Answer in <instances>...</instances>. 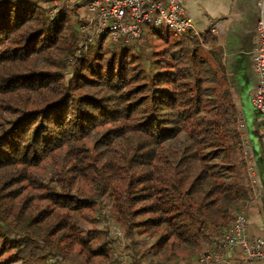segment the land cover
<instances>
[{
    "label": "trees",
    "instance_id": "1",
    "mask_svg": "<svg viewBox=\"0 0 264 264\" xmlns=\"http://www.w3.org/2000/svg\"><path fill=\"white\" fill-rule=\"evenodd\" d=\"M47 2L0 0V264L199 258L253 197L240 109L202 52L209 40H167L153 71L129 56L135 44L79 53L86 5L59 0L52 17Z\"/></svg>",
    "mask_w": 264,
    "mask_h": 264
},
{
    "label": "built area",
    "instance_id": "2",
    "mask_svg": "<svg viewBox=\"0 0 264 264\" xmlns=\"http://www.w3.org/2000/svg\"><path fill=\"white\" fill-rule=\"evenodd\" d=\"M260 19L257 25L258 47L254 59L259 86L252 92V104L261 113L264 121V0L259 1ZM58 6L50 10L55 17ZM79 30L85 41L79 51L86 50L102 38L118 46H132L145 41L151 31L166 30L179 39L201 38L196 24L178 0H92L84 8L78 20ZM238 129L244 142V157L248 164V178L252 193L258 181L250 144L247 138V125L240 114ZM254 196L248 206L256 199ZM248 208L239 212L229 229L213 245H209L193 264H264V234L252 237L248 232ZM116 232L121 235L119 228ZM232 254H239L233 260Z\"/></svg>",
    "mask_w": 264,
    "mask_h": 264
},
{
    "label": "crops",
    "instance_id": "3",
    "mask_svg": "<svg viewBox=\"0 0 264 264\" xmlns=\"http://www.w3.org/2000/svg\"><path fill=\"white\" fill-rule=\"evenodd\" d=\"M63 1L87 6L92 0ZM178 1L195 21L196 31L209 40L207 46H212L216 65L218 59L225 68L234 101L247 125V138L258 181L253 195L259 197L248 208V232L252 237L261 236L264 234V121L251 99L252 92L259 86L254 59L258 47L260 0ZM237 256L232 254L233 260ZM122 264H128V261Z\"/></svg>",
    "mask_w": 264,
    "mask_h": 264
},
{
    "label": "rangeland",
    "instance_id": "4",
    "mask_svg": "<svg viewBox=\"0 0 264 264\" xmlns=\"http://www.w3.org/2000/svg\"><path fill=\"white\" fill-rule=\"evenodd\" d=\"M87 3V2H85ZM82 14V13H81ZM80 14V15H81ZM80 15L78 17H74V24L78 26V20L80 18ZM79 28V26H78ZM165 31V30H164ZM166 33H169L168 31H165ZM174 39H179L178 37H175L174 33H171V35H167V34H163L160 35L159 33L156 32H150L148 36H146L145 41H143L142 43H136L134 45V47H131L133 52L131 51V49L128 51H126L127 48L126 46H118V45H114L111 42L106 40V46H108L107 48H110L113 51H117L119 52V55H124L126 54L125 52L129 53V56H133V57H138V56H142L143 57V64L145 66V68L150 69V70H155V65L154 63H152L151 61V55L156 53V52H160L161 50H163L166 46V43L169 41H172ZM202 52L204 55L208 56L209 58H212V64L216 65V63L214 62V57H213V51H212V46H207L204 45L202 47ZM74 69L73 66H67L65 69V72H72ZM51 175H49L50 177ZM111 208L108 206V204H104L103 207L100 209V211L98 210L97 212L93 213V216L96 217V224H93V228L95 229H100V230H106V218H108L110 216V210ZM105 216V217H104ZM110 224L115 225V221L114 220H110ZM199 253H195L193 251L182 255V257H180V259L182 260V262L184 261L185 264H193L195 262H197ZM49 264H56V259L53 257L49 258Z\"/></svg>",
    "mask_w": 264,
    "mask_h": 264
}]
</instances>
